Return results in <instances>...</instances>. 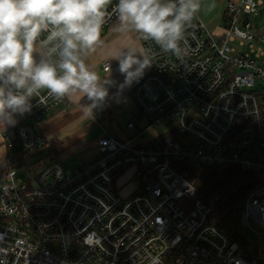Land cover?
Wrapping results in <instances>:
<instances>
[{
    "label": "built area",
    "instance_id": "1",
    "mask_svg": "<svg viewBox=\"0 0 264 264\" xmlns=\"http://www.w3.org/2000/svg\"><path fill=\"white\" fill-rule=\"evenodd\" d=\"M263 6L230 0L221 35L196 14L180 56L141 40L153 64L133 97L143 115L156 118L142 129L134 118L127 128L137 134L126 140L103 127L105 136L87 165L69 170L53 162L26 170L24 183L14 168L3 167L7 160L0 162V264H264V257L251 255L210 221L213 206L174 167L236 166L255 176L259 182L240 221L256 235L264 232L256 228L264 227V32L253 29L250 19ZM115 21L109 6L101 33ZM244 47L254 55L243 54ZM71 104L42 90L31 111L17 115L0 139L18 152L42 149L48 139L41 123ZM158 124L169 129L160 144H137ZM131 168H138L144 184L122 197L116 183Z\"/></svg>",
    "mask_w": 264,
    "mask_h": 264
},
{
    "label": "clouds",
    "instance_id": "2",
    "mask_svg": "<svg viewBox=\"0 0 264 264\" xmlns=\"http://www.w3.org/2000/svg\"><path fill=\"white\" fill-rule=\"evenodd\" d=\"M109 6L118 20L113 31L128 40L107 49V62L117 61L124 76L122 91L153 64L150 50L138 47L129 34L180 56L185 29L201 0H117L114 5L113 0H0V127L15 125L17 115L30 112L42 90L77 103L90 117L106 105L114 82L109 75L101 79L87 60L102 46Z\"/></svg>",
    "mask_w": 264,
    "mask_h": 264
},
{
    "label": "rangeland",
    "instance_id": "3",
    "mask_svg": "<svg viewBox=\"0 0 264 264\" xmlns=\"http://www.w3.org/2000/svg\"><path fill=\"white\" fill-rule=\"evenodd\" d=\"M230 0H201V7L200 11L197 13L200 16V12L203 14H212V15H219L220 13H225L227 4ZM262 1L264 4V0ZM200 18V17H199ZM251 25L253 29H256L260 32H264V6L259 9L257 15H252L250 17ZM201 20V19H200ZM202 21V20H201ZM203 23V21H202ZM219 25L222 24V18L220 21H217ZM116 23H113L106 27L104 31L101 33V41L102 46L98 48L97 52L92 54L87 63L90 66L94 67V70L98 73L101 79H105L108 75L110 79L114 82V86L109 88L110 98L108 100V105L112 109L113 112V125L111 131L114 135H117L119 138L126 140L134 137L137 132L128 130V124L134 119H139L137 124V128L142 129L145 127L146 122H153L156 118L154 115H143L139 108L136 106L134 101V90L136 89L137 85L142 82L150 73L151 68L145 71L143 77L131 87H125L122 91L119 90V85L124 81V76L118 70V62L115 60H111V64L113 65V70L110 74L104 73L101 70V64L107 61V49L114 45H118L121 43H127L128 40L123 38L119 33L113 31ZM204 24V23H203ZM212 33H215L213 29H210ZM130 39L136 43L138 47H140L139 42H142L137 34L130 33ZM139 44V45H138ZM234 46L238 48V43H234ZM243 54H250L253 56L251 49L249 47L242 48ZM106 111L100 112L102 115V123H105L108 119L106 118ZM110 119V118H109ZM158 127L152 128L143 138L137 141V144H144V145H155L160 144L161 135L169 134V129L167 126L158 124ZM6 128L0 127V133L4 131ZM173 136L172 134H170ZM173 138L178 141L179 143L186 142L183 137L173 136ZM6 144L4 143L3 139H0V162L3 163L6 160L8 162L17 160L19 157L18 154V147L16 146L15 150L13 149H6ZM91 149V148H90ZM86 150L83 157L92 154L89 150ZM4 166V165H3ZM18 173V178L23 180L24 183L28 182V175L26 169L24 167H12ZM138 168H131L128 171L124 172L121 175V179L116 183V188L119 190L120 195L122 197L130 196L135 189L140 184H144V180H140L139 177L136 175ZM253 225V224H252ZM257 229L264 230V227H256ZM236 229L239 231V243L253 256H261L264 257V232L259 235H256L255 232L248 227L243 226L241 221L239 220Z\"/></svg>",
    "mask_w": 264,
    "mask_h": 264
},
{
    "label": "trees",
    "instance_id": "4",
    "mask_svg": "<svg viewBox=\"0 0 264 264\" xmlns=\"http://www.w3.org/2000/svg\"><path fill=\"white\" fill-rule=\"evenodd\" d=\"M116 22L118 23V20L114 23ZM57 147V142L48 140L47 144L37 151H19L18 159L7 161L3 167L9 169L20 166L37 172L42 167L57 162ZM174 167L180 174L187 175V179L195 185L198 197L213 206L210 221L232 236L234 241L239 242L236 225L240 220L244 202L258 184V179L236 166L216 170L194 167L185 162L176 163Z\"/></svg>",
    "mask_w": 264,
    "mask_h": 264
},
{
    "label": "crops",
    "instance_id": "5",
    "mask_svg": "<svg viewBox=\"0 0 264 264\" xmlns=\"http://www.w3.org/2000/svg\"><path fill=\"white\" fill-rule=\"evenodd\" d=\"M199 17L210 32V29H213L216 31L213 34H223V23L226 18V11L219 15L203 14L200 12ZM221 18L222 24L219 25L217 21H220ZM139 44L142 46V42H139ZM103 63L100 68L102 72L106 73L102 67ZM108 104L107 102L101 111L107 112L106 118L108 120L105 123H102L103 118L99 109L93 110L92 117L86 116L81 112L77 103H72L69 107L57 109L43 120L41 123V132L50 142L55 141L58 144L57 162H61L69 170L85 166L93 159L98 140L105 136L103 127L108 128L110 134L113 136H117L111 131V129H113V112ZM97 116L101 117V123L95 121V117ZM8 127L10 126H6L5 128ZM88 149H90L89 151L92 152V154L83 157L85 151ZM121 178H119L117 182Z\"/></svg>",
    "mask_w": 264,
    "mask_h": 264
},
{
    "label": "water",
    "instance_id": "6",
    "mask_svg": "<svg viewBox=\"0 0 264 264\" xmlns=\"http://www.w3.org/2000/svg\"><path fill=\"white\" fill-rule=\"evenodd\" d=\"M247 22H248V19L245 20V23H244L245 26L247 25ZM237 232H239V231H237Z\"/></svg>",
    "mask_w": 264,
    "mask_h": 264
}]
</instances>
